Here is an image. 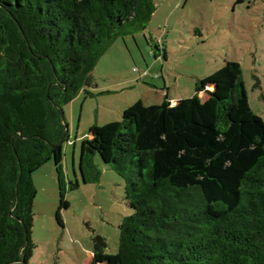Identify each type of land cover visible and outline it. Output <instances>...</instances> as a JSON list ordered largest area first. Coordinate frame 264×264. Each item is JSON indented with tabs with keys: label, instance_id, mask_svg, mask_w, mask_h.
Masks as SVG:
<instances>
[{
	"label": "trees",
	"instance_id": "16d2710c",
	"mask_svg": "<svg viewBox=\"0 0 264 264\" xmlns=\"http://www.w3.org/2000/svg\"><path fill=\"white\" fill-rule=\"evenodd\" d=\"M153 12V0H0V264H29L36 248L32 175L62 164L63 107L90 94L100 57ZM194 89L176 107L168 94L150 108L137 101L111 130L108 166L131 210L120 264H264V120L236 62ZM68 206L61 194L60 226ZM92 241L103 258L106 240Z\"/></svg>",
	"mask_w": 264,
	"mask_h": 264
},
{
	"label": "rangeland",
	"instance_id": "374dc122",
	"mask_svg": "<svg viewBox=\"0 0 264 264\" xmlns=\"http://www.w3.org/2000/svg\"><path fill=\"white\" fill-rule=\"evenodd\" d=\"M144 30L117 38L89 75L90 94L63 107L69 137L60 168L47 162L32 175L36 189L29 264H120L118 226L131 214L122 179L108 166L109 135L137 101L148 108L166 94L176 107L195 95V84L240 64L251 110L264 120V0H153ZM146 72L145 79L141 73ZM206 98L204 93L200 94ZM171 106V105H170ZM95 148L84 164L86 142ZM77 182V188L72 186ZM68 208L56 220L60 195ZM96 236L106 240L93 255Z\"/></svg>",
	"mask_w": 264,
	"mask_h": 264
},
{
	"label": "built area",
	"instance_id": "2783aa9c",
	"mask_svg": "<svg viewBox=\"0 0 264 264\" xmlns=\"http://www.w3.org/2000/svg\"><path fill=\"white\" fill-rule=\"evenodd\" d=\"M146 75V72H143L141 76H145Z\"/></svg>",
	"mask_w": 264,
	"mask_h": 264
},
{
	"label": "crops",
	"instance_id": "0c3cea01",
	"mask_svg": "<svg viewBox=\"0 0 264 264\" xmlns=\"http://www.w3.org/2000/svg\"><path fill=\"white\" fill-rule=\"evenodd\" d=\"M144 79H145V78H144ZM170 101H171V100H170ZM170 101H169V102H170ZM170 105H171V106H173L174 104L171 102V104H170Z\"/></svg>",
	"mask_w": 264,
	"mask_h": 264
},
{
	"label": "water",
	"instance_id": "95a60500",
	"mask_svg": "<svg viewBox=\"0 0 264 264\" xmlns=\"http://www.w3.org/2000/svg\"><path fill=\"white\" fill-rule=\"evenodd\" d=\"M66 131H68V128H66Z\"/></svg>",
	"mask_w": 264,
	"mask_h": 264
}]
</instances>
